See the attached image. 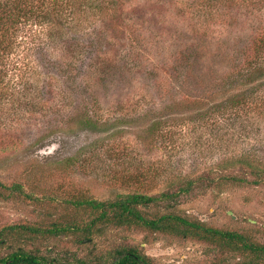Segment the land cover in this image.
Listing matches in <instances>:
<instances>
[{"label": "rangeland", "instance_id": "1", "mask_svg": "<svg viewBox=\"0 0 264 264\" xmlns=\"http://www.w3.org/2000/svg\"><path fill=\"white\" fill-rule=\"evenodd\" d=\"M181 8L177 0H123L116 19L89 26L96 44L77 35L82 53L73 57L58 42L47 55L53 64L38 56L24 65L37 106L15 120L3 105L0 182L21 183L36 199L1 200L0 229L87 221L88 211L67 202L178 193L193 180L172 209L163 201L149 212L172 211L264 245V68L234 75L264 16ZM87 116L96 125L84 123ZM23 246L66 263L108 262L122 246L153 264L254 261L252 253L140 227ZM10 251L3 246L0 256Z\"/></svg>", "mask_w": 264, "mask_h": 264}, {"label": "trees", "instance_id": "2", "mask_svg": "<svg viewBox=\"0 0 264 264\" xmlns=\"http://www.w3.org/2000/svg\"><path fill=\"white\" fill-rule=\"evenodd\" d=\"M122 1L0 0V112L5 109L4 103L10 105L14 108L16 120L20 119L19 113L24 108L31 111V107L37 106L38 98H35L33 85L28 81L27 72L21 71L24 65L38 56L41 61L44 60V65L52 63L48 56L50 50L54 48L53 45L58 42L64 43V52L72 53L73 57L85 49L83 45L80 46L77 38L82 37L84 42L96 44L98 35L96 32L89 33V26L92 23L98 25V22L108 24L116 19L119 16ZM180 1L177 0V5L179 7L182 5V11L189 10L196 14L204 15L238 8L247 16L258 14L264 16V0ZM183 5L188 6V9ZM253 33L251 44L240 50L243 52L241 54L246 56L245 62L234 68V75H243L241 77L246 79L250 72L264 68V25L258 26ZM131 36L133 37V34ZM20 56H25L24 60ZM19 73L22 74V78L15 81V76ZM237 97L233 96L228 101L235 105L239 101ZM229 106L226 105V107ZM84 121L89 126L96 125L91 117L87 116ZM193 184L192 180L178 193L164 192L153 196L131 193L121 194L110 201L80 198L68 201L67 203L75 209L90 213L87 221L58 219L47 225L20 223L5 226L0 229V248L8 246L12 251L5 256H0V264H153L138 248L130 246L117 248L108 262H86L79 259L74 263L61 262L43 254L40 249L27 250L23 246L47 237L74 235L79 240L81 237L91 239L93 235L102 234L110 226L140 227L152 232L193 238L221 245L229 252L252 253L254 261L250 264H262L264 245L251 242L243 234L212 228L172 211L161 214L149 212V208L163 201L168 202L167 209H172L180 195L190 193ZM15 198L36 199L32 193L25 190L21 183L6 185L0 182V201ZM172 201L174 202L171 203Z\"/></svg>", "mask_w": 264, "mask_h": 264}]
</instances>
